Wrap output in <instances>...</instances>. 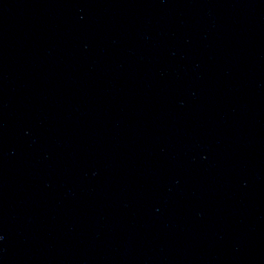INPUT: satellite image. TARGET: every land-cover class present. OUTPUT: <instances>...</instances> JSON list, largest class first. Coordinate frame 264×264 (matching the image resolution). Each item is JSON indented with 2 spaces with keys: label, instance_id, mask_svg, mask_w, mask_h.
Instances as JSON below:
<instances>
[{
  "label": "water",
  "instance_id": "95a60500",
  "mask_svg": "<svg viewBox=\"0 0 264 264\" xmlns=\"http://www.w3.org/2000/svg\"><path fill=\"white\" fill-rule=\"evenodd\" d=\"M0 129L264 179V0H0Z\"/></svg>",
  "mask_w": 264,
  "mask_h": 264
}]
</instances>
